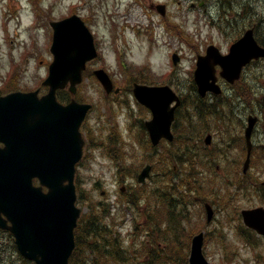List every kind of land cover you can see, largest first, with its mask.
Masks as SVG:
<instances>
[{"label":"rangeland","instance_id":"374dc122","mask_svg":"<svg viewBox=\"0 0 264 264\" xmlns=\"http://www.w3.org/2000/svg\"><path fill=\"white\" fill-rule=\"evenodd\" d=\"M158 1L167 5L168 12L165 17L157 9L150 8V3L154 0H41L40 6L54 19L70 12L72 4L77 6L78 13L88 15L101 50V57L90 62L89 67L105 68L112 76L114 84L121 89L119 94L107 93L95 75L89 73L75 95L76 98L78 95L79 101L93 105L84 126L81 127L85 140L84 157L75 174L78 205L81 208L86 209V206L101 203L102 207L116 204V209L123 210V205L119 203L125 198L121 187L127 182L126 192H138L139 188L134 189V186L137 187L136 173L149 160H153L154 170L144 189L151 190L161 185L162 171L167 169L165 163L161 162L164 149L153 153L150 151L143 123L151 115L139 106L133 95L135 82L148 81L171 85L190 103L184 113L194 112L195 108L206 109L208 102H215L217 108L222 97H225L222 100L225 105L220 106V115L217 116L216 113L209 117V131L213 134L215 132L216 138H222L227 127L234 128L238 116L246 121L248 113L251 112L249 106L232 98L233 89L221 78L219 82L224 89L221 97L211 94L200 102L197 99V90L192 86L197 55L204 53L210 43L216 44L222 52H227L229 45L236 38L234 28L237 23L230 24L227 19L231 16L225 17L230 3L227 5L226 0H205L204 5L199 6L200 0ZM193 2L196 3L195 6L192 5ZM263 9L264 0H251L243 10L239 4H235L234 11H242L243 16L251 17V11ZM11 13L15 15L12 17ZM37 14L38 11L31 0H0V93L36 88H41V93L47 91V87L42 85V80L47 76L48 66L53 58L48 44L47 30L50 31V28L45 25L44 15L43 25L32 27L37 21ZM114 22L123 27L126 24L131 27L123 28L120 33H113ZM173 23L178 24L180 30L175 28ZM246 26L237 32L243 33ZM118 41L120 47H117ZM173 52L180 54L181 58L177 64L172 61ZM120 54L125 63L123 68L118 61ZM14 64L17 65L18 75L12 80L10 72ZM263 65L261 62L251 65L244 72V79L255 85V108L261 117L253 137L255 145L264 143V112H261V108H264ZM257 75L261 76L259 81H253ZM58 97L66 102L69 98L67 89L58 93ZM257 149L258 154L264 157L263 151ZM211 153L213 148L208 155ZM258 162L259 167H252L251 173L255 174V179L262 181L264 166L260 158ZM240 192L248 193H239L238 199L233 201L238 203L240 209L262 205L264 202L261 190L252 187ZM213 206L216 208V218L207 227L209 239H206L205 243V252L210 262L264 264V242L249 232L251 239L257 242L256 245L243 242L237 226L243 229L244 226L241 220L235 219L234 212H226L229 205ZM197 208L196 206L193 211ZM132 213L126 216V222L122 224L123 236L128 243L134 239ZM194 216L198 219L201 217ZM193 224L199 223L195 220ZM144 233L139 230L137 240L141 239ZM224 239L228 241H223ZM183 261L182 247L179 264Z\"/></svg>","mask_w":264,"mask_h":264},{"label":"water","instance_id":"95a60500","mask_svg":"<svg viewBox=\"0 0 264 264\" xmlns=\"http://www.w3.org/2000/svg\"><path fill=\"white\" fill-rule=\"evenodd\" d=\"M53 26L54 60L44 81L50 86L48 93L41 98L39 90L0 96V141L5 144L0 146V226L12 231L25 257L38 264H69L81 212L76 205L74 184L75 165L81 159L84 143L79 128L91 105L76 100L64 105L57 100L56 90L70 82V90L76 91L86 62L96 56V49L91 33L78 17ZM260 56H264V48L257 43L252 29L232 45L228 55H220L211 47L209 55L200 57L196 70L201 93L207 89L219 91L214 84L215 63L222 65V75L234 81L244 64ZM96 74L111 91L109 75L103 69ZM134 92L153 111V119L147 122L153 143L157 144L163 136L172 139L170 127L180 101L176 93L168 85L140 84L135 85ZM173 100L177 101L175 106L170 105ZM255 121L251 116L246 129L249 148ZM149 174L148 165L139 180L144 182ZM34 177L40 179V185H34ZM206 207L211 220L213 210L209 204ZM242 213L246 224L264 234L262 207ZM203 242V232L194 236L190 264H210L203 253Z\"/></svg>","mask_w":264,"mask_h":264},{"label":"trees","instance_id":"16d2710c","mask_svg":"<svg viewBox=\"0 0 264 264\" xmlns=\"http://www.w3.org/2000/svg\"><path fill=\"white\" fill-rule=\"evenodd\" d=\"M228 1L231 5L232 0ZM232 6L235 8V4ZM259 22V26L255 25L257 34L264 42L262 18H259ZM194 129L195 127L191 130L187 127L183 129L182 126L175 125L174 144L170 149L167 148L166 152L161 153V156H166L167 180H161V185L156 191L158 194L153 189L148 190L151 199L157 195L166 206L168 212L166 221L161 218L153 219L150 215L143 224L146 231L144 235L147 237L143 235L139 242L134 240L126 243L120 232L114 228L115 224L110 223L107 208L99 204L88 206L75 230L76 247L70 264H179L182 247L184 252L182 264H188L191 228H186L185 225L190 218L188 214L191 212V205L195 200L202 202L207 199H222L230 195L235 184L247 181L248 177V174L243 175L239 172L235 183L234 178H223L215 182L207 176H201L196 169L200 170L201 156H204L209 148L201 143V138L194 134ZM174 164H177L176 169L173 168ZM142 194L146 195V192L143 190ZM19 257L21 258L20 255Z\"/></svg>","mask_w":264,"mask_h":264},{"label":"flooded vegetation","instance_id":"af4514ba","mask_svg":"<svg viewBox=\"0 0 264 264\" xmlns=\"http://www.w3.org/2000/svg\"><path fill=\"white\" fill-rule=\"evenodd\" d=\"M72 13H77V12H72ZM72 13H68V14H66L65 16H69V15H71ZM65 16H64V17H65ZM85 17H86V19L89 21V19H88V15L85 16ZM86 19H85V20H86ZM123 188H124V187H123ZM124 189H125V188H124Z\"/></svg>","mask_w":264,"mask_h":264}]
</instances>
